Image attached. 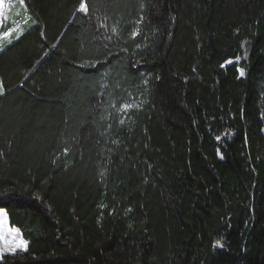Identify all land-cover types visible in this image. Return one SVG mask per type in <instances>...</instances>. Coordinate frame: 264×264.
I'll list each match as a JSON object with an SVG mask.
<instances>
[{"label":"trees","instance_id":"obj_1","mask_svg":"<svg viewBox=\"0 0 264 264\" xmlns=\"http://www.w3.org/2000/svg\"><path fill=\"white\" fill-rule=\"evenodd\" d=\"M80 3L0 51V264H264V0Z\"/></svg>","mask_w":264,"mask_h":264},{"label":"snow or ice","instance_id":"obj_2","mask_svg":"<svg viewBox=\"0 0 264 264\" xmlns=\"http://www.w3.org/2000/svg\"><path fill=\"white\" fill-rule=\"evenodd\" d=\"M19 3L22 6H25V0H19ZM12 7V0H0V21L5 19L6 9ZM78 11L87 13V3L86 0H81ZM2 26V25H0ZM115 31V29H114ZM13 35L12 30L0 32V40L9 39ZM133 38L139 35V32H133ZM9 42H11L9 40ZM239 60V57L237 58ZM240 75L244 76L245 72L243 69H240ZM3 93V85L0 83V94ZM134 105L124 104L122 109L125 111L131 110ZM121 124L124 123L123 120L120 121ZM219 139V138H218ZM0 256H2L5 249L10 253L15 254L17 250L27 251V242L22 239L21 230L18 227H14L10 224L8 212L0 207ZM217 246L222 247L223 245L218 241Z\"/></svg>","mask_w":264,"mask_h":264},{"label":"rangeland","instance_id":"obj_3","mask_svg":"<svg viewBox=\"0 0 264 264\" xmlns=\"http://www.w3.org/2000/svg\"><path fill=\"white\" fill-rule=\"evenodd\" d=\"M32 19L25 11V7L19 3V0H12V7L10 9H6L5 19L0 21V32L12 30L13 35L9 39L0 40V51L4 49V47L10 45L15 39H17L20 35L25 33L30 26ZM9 40L11 42H9ZM2 247V245H0ZM22 251V250H17ZM5 254H12L7 249L4 250L1 258Z\"/></svg>","mask_w":264,"mask_h":264}]
</instances>
